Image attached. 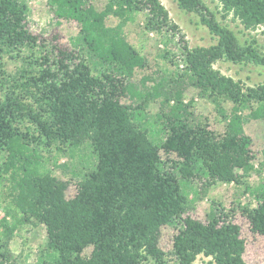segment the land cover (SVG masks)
I'll return each instance as SVG.
<instances>
[{"label": "trees", "instance_id": "16d2710c", "mask_svg": "<svg viewBox=\"0 0 264 264\" xmlns=\"http://www.w3.org/2000/svg\"><path fill=\"white\" fill-rule=\"evenodd\" d=\"M175 1L198 16L213 42L190 47L179 34L181 72L136 81L147 59L127 39L126 26L141 15L143 30L166 36L164 45L178 34L160 0H48L56 22L77 23L71 48L62 49H48L29 31L25 0H0V53L19 62L10 77L0 61L1 84H8L0 96V178L9 184L8 204L0 201V264H15L10 240L23 224L45 230L36 264H193L198 255L211 264H245L234 209L212 201L205 221L190 212L196 179L205 187L235 182L258 205L238 208L253 231L264 233V181H241L253 168L245 123L264 120V83L244 86L213 67L220 60L264 66L255 41L241 45L225 22L264 26V0H217L219 10L204 0ZM188 90L213 103L222 131L193 116ZM88 141L96 160L67 197L69 180L52 174L39 148L73 151ZM164 225L177 230L167 251L159 246Z\"/></svg>", "mask_w": 264, "mask_h": 264}, {"label": "rangeland", "instance_id": "374dc122", "mask_svg": "<svg viewBox=\"0 0 264 264\" xmlns=\"http://www.w3.org/2000/svg\"><path fill=\"white\" fill-rule=\"evenodd\" d=\"M28 6V12L25 15V22L30 32L40 35L45 41L47 48L52 45L57 48H71L69 39L77 32V23L74 20L59 19L50 9L48 0H25ZM167 9L169 18L172 23L178 27L176 33L169 43L164 45L166 36L148 33L143 30L142 16L135 18V21L128 24L125 28L127 39L138 49L147 59V67L143 70H135L132 80H141L145 75L152 77H160L163 74H173L181 72L183 62L180 61L179 50L176 47L178 35H183V39L187 41L190 47L196 45H208L213 42L211 35L206 27L199 24L198 16L194 13H186L177 7L175 0H160ZM208 7L213 10H219L220 6L217 0H204ZM219 17V14H217ZM113 23L116 18L111 17ZM225 22L238 37L240 44L244 45L245 41H255V46L259 52L264 53V26H258L254 29L247 30L237 20H231L228 17ZM171 32H169L170 36ZM170 48L169 50L167 47ZM163 49L169 52L165 57ZM54 52L56 50L54 49ZM170 59L172 62H170ZM0 61L3 62V68L10 77L16 75L19 62L9 57L7 53H0ZM157 63V64H156ZM213 67L221 73L231 76L235 80H240L244 86H257L264 83V66L248 63L245 65L233 64L231 62L220 60L213 64ZM160 68V70H159ZM156 69L159 72H154ZM158 74V75H157ZM8 78L13 80V78ZM1 78V75H0ZM4 80H0V96L1 91L6 90L8 84ZM3 85V87H1ZM185 101L192 100L190 111L194 117L208 118L211 127L217 131L223 130V120L217 115L213 108V103L201 95L195 94L192 90H188L184 94ZM120 102H125V97L120 98ZM228 108V102L223 104ZM157 110V106L152 104L148 108L150 116ZM247 111H245L246 113ZM245 132L252 138V146L250 153L253 156L252 169L248 175L241 177V181H246L250 186L254 187L259 182L264 181V120H248L245 123ZM89 141L84 142L76 147L73 151L68 147H62L59 150V144L42 146L39 153L45 158V166L51 169L52 174L63 180H69L66 189V196H72L77 188V181L83 177L85 172L92 168V164L96 160ZM2 154L0 153V163ZM263 164V165H262ZM205 180L196 179L193 188L199 192L195 201L194 209L191 214L194 218L205 221V212L212 201L220 202L222 208L226 211L234 209L231 213V221L239 226L238 237L243 240V251L241 253L245 264H264V233L253 231L251 222L246 214H244L238 203H247L251 208L258 206L250 192H244V185L231 182L229 184L215 182L209 187H205ZM9 184L6 180L0 178V201L2 204H8ZM192 196V194H190ZM3 214L0 208V216ZM176 228L168 225L161 227L159 246L164 251L171 248L173 236L176 234ZM45 230L40 224H23L10 240V248L15 255V264H36L38 252L44 248ZM90 247L86 248L85 253H89ZM193 264H211L210 257L198 255Z\"/></svg>", "mask_w": 264, "mask_h": 264}]
</instances>
